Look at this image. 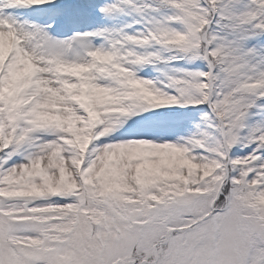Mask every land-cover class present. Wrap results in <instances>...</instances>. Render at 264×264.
<instances>
[{"label": "snow or ice", "instance_id": "obj_1", "mask_svg": "<svg viewBox=\"0 0 264 264\" xmlns=\"http://www.w3.org/2000/svg\"><path fill=\"white\" fill-rule=\"evenodd\" d=\"M0 264H264V0H0Z\"/></svg>", "mask_w": 264, "mask_h": 264}]
</instances>
